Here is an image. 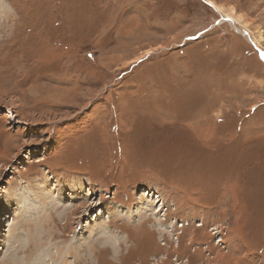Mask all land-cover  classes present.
Instances as JSON below:
<instances>
[{"label": "rangeland", "instance_id": "374dc122", "mask_svg": "<svg viewBox=\"0 0 264 264\" xmlns=\"http://www.w3.org/2000/svg\"><path fill=\"white\" fill-rule=\"evenodd\" d=\"M3 1L0 225L97 202L25 218L10 263L264 264V0Z\"/></svg>", "mask_w": 264, "mask_h": 264}, {"label": "bare ground", "instance_id": "6f19581e", "mask_svg": "<svg viewBox=\"0 0 264 264\" xmlns=\"http://www.w3.org/2000/svg\"><path fill=\"white\" fill-rule=\"evenodd\" d=\"M209 3L210 4H212L214 7H216L217 8V5H216V3L215 2H212L211 0H209ZM9 8V6L3 1V0H0V15H2V13L3 12H6V10ZM12 10V9H11ZM227 15V14H226ZM225 15V16H226ZM231 16L230 15H228V18H230ZM233 17V16H232ZM224 18H227V17H224ZM230 19H232V18H230ZM254 38V37H253ZM254 42H258V44H259V40H255ZM148 52V51H147ZM51 186V185H50ZM23 192V191H22ZM35 192V191H34ZM21 193V192H20ZM145 194H147V196L148 197H153L152 196V194L150 195L149 194V192H144ZM19 194V193H18ZM151 198H148V200L149 201H151L150 202V204L149 205H147V206H144V210L143 209H141V212L138 214V215H140V214H142L143 212H146V213H148V214H150L151 212H158V211H161V207H160V205H159V201L156 203V205L154 206V204H153V201H152V199ZM10 199V198H9ZM98 199V198H97ZM85 200H87V203H95L96 202V198H90V197H86V195H76V196H74V197H67V195H65L60 189H56V190H53L52 188H50L49 186L48 187H46V188H44V189H41V190H39V191H37V192H35V204H34V206H35V211H33V212H31L30 211V213L28 214V216H22V213L21 212H19V211H17V215H14V218L15 219H13V223L11 224L10 223V226L8 227V228H6L7 227V225H0V250L1 251H3L4 253L3 254H1L0 256H1V259L3 258V264H11V263H13V262H11V260L12 259H10V256H7L6 255V253H5V247H8L9 245H8V242L9 243H11V245L12 244H15L12 240L13 239H9L8 240V235H10V233H13V234H16L17 236H18V238L19 237H21V236H23V237H25L24 235H25V233L24 232H22V231H18L19 230V226L18 225H20V224H22V223H24V219L25 218H27V219H29V218H31L32 216H38V214L40 215V213H42V211H49V207H57V205L59 204V203H61V205H60V207H62V211L60 212V215H61V213L63 214V211H64V213H66V211H67V207H69V205H74L75 203H79V202H83V201H85ZM11 202V201H10ZM97 203V202H96ZM9 204H12V203H9ZM8 204V205H9ZM90 206V205H89ZM24 207V206H23ZM22 207V208H23ZM96 206H94V207H90L89 209L91 210V213L93 214V210H96V208H95ZM12 208V207H11ZM10 208V209H11ZM21 208V209H22ZM67 208V209H66ZM88 208V207H87ZM102 208H103V206H102ZM25 209V208H24ZM64 209H66V211L64 210ZM112 209V208H111ZM8 210V209H7ZM13 210V209H12ZM18 210V209H17ZM30 210H31V207H30ZM26 211H27V209H26ZM60 211V210H59ZM28 212V211H27ZM114 212V211H113ZM137 212V211H136ZM7 213V212H6ZM38 213V214H37ZM100 213H101V211H100ZM100 213H96V214H94V215H92L91 214V216H93L94 217V220H95V222H93V224H94V227H96V229L98 230L97 232H92L91 233V229H89V231H87L86 232V234H87V237L86 238H88V237H90L91 235H92V239L94 238H97L98 236H103V237H107L106 239H109V241L110 240H113V241H116L117 240V237L115 236V235H113V234H115L112 230H111V228H110V226L108 225V223H106V222H104L105 220L107 221V219H108V221L111 219V218H115V217H120V216H124V217H129L130 215H127L126 216V211H125V209L123 208V207H120L119 205H117V206H115V212H114V214H112L111 213V211H110V209H109V207H106L105 209H104V211L100 214ZM0 216H1V211H0ZM3 216H9V218H11V215H9V214H5L4 213V215ZM42 216V215H41ZM89 216H90V214H89ZM90 216V217H91ZM147 216H145V218H146ZM45 218V217H44ZM144 219V218H143ZM12 220V219H11ZM88 220V219H87ZM12 222V221H11ZM1 223H4L3 221L1 222ZM112 222H110V224H111ZM98 225H99V228H98ZM91 228H92V226H91ZM93 229V228H92ZM88 230V229H87ZM95 230V229H94ZM127 233H129V232H127ZM86 234H84V236L86 235ZM77 235V234H76ZM13 236V235H12ZM27 236V235H26ZM83 236V237H84ZM77 237V236H76ZM79 237V236H78ZM131 238V237H130ZM15 239V238H14ZM17 239V238H16ZM21 239V238H20ZM26 239V238H25ZM76 239H78L77 241L79 242V241H84V240H86L85 238H81V237H79V238H76ZM119 239V238H118ZM23 240H24V238H23ZM23 240H21V244L23 243ZM75 239H74V242H77ZM111 242V241H110ZM19 243V242H18ZM18 243H16V244H18ZM80 243V242H79ZM25 245V244H24ZM23 245V246H24ZM13 246V245H12ZM11 246V247H12ZM20 246V245H19ZM18 246V247H19ZM15 247V246H14ZM17 247V246H16ZM24 248V247H23ZM14 248L12 247V248H10V250H13ZM16 249V248H15ZM18 249H20V248H18ZM21 250V249H20ZM14 251V250H13ZM12 251V252H13ZM18 251V250H17ZM15 252H16V250H15ZM8 253V252H7ZM20 253V252H19ZM16 255V253H14V256ZM13 256V257H14ZM13 261V260H12ZM11 262V263H10ZM39 264V263H38Z\"/></svg>", "mask_w": 264, "mask_h": 264}, {"label": "trees", "instance_id": "16d2710c", "mask_svg": "<svg viewBox=\"0 0 264 264\" xmlns=\"http://www.w3.org/2000/svg\"><path fill=\"white\" fill-rule=\"evenodd\" d=\"M11 2V4L16 8L15 4L13 3V0H9ZM17 3V2H16ZM18 8L21 9L20 5L18 4ZM21 12V11H20ZM251 45V44H250ZM252 46V45H251ZM253 47V46H252ZM254 48V47H253ZM194 244H201L200 242H195ZM197 249H203V247L198 246Z\"/></svg>", "mask_w": 264, "mask_h": 264}]
</instances>
